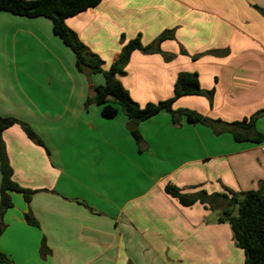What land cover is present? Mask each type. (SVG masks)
I'll list each match as a JSON object with an SVG mask.
<instances>
[{
    "label": "crops",
    "instance_id": "0c3cea01",
    "mask_svg": "<svg viewBox=\"0 0 264 264\" xmlns=\"http://www.w3.org/2000/svg\"><path fill=\"white\" fill-rule=\"evenodd\" d=\"M65 24L103 70L127 42L139 36L147 46L171 31L159 46L171 60L134 51L118 77L141 107L171 98L185 72L198 75L202 90L213 89L212 102L184 96L174 110L233 123L264 109V0H102ZM103 84L102 75L76 70L49 19L0 11V117L26 124L41 143L17 124L1 134L12 180L34 193L29 202L9 193L0 254L10 264H244L216 212L198 202L181 206L164 188L185 195L257 190L264 116L255 122L262 135L255 144L234 141L221 124L181 118L175 125L160 112L138 123L136 145L121 112L106 119L86 103ZM42 243L48 254L41 255Z\"/></svg>",
    "mask_w": 264,
    "mask_h": 264
},
{
    "label": "trees",
    "instance_id": "16d2710c",
    "mask_svg": "<svg viewBox=\"0 0 264 264\" xmlns=\"http://www.w3.org/2000/svg\"><path fill=\"white\" fill-rule=\"evenodd\" d=\"M101 1L0 0V11L30 19L38 17L49 19L52 22L54 35L74 55L76 70L86 75L100 74L104 79L102 86L93 88L92 94L87 98L86 103L99 106L102 117L106 119L114 118L121 112L128 120V130L136 145L141 143V136L137 129L138 123L148 120L160 112L168 113L175 125L179 123L181 118H184L189 124L207 126L221 124L223 130L228 131L236 142L261 143L262 135L256 132L255 122L259 117L264 116V109L257 111L249 118L233 123H222L204 118L198 113L187 109H173L174 102L184 96H202L211 104L214 91L213 89L209 91L202 90L196 73H179L173 86L171 98L157 103H147L143 107L136 104L124 89L118 77L125 74V67L134 51L143 54L157 53L162 55L166 61L171 60L172 55L161 52L159 46L163 41L172 39V33L171 31L163 32L147 46L141 44L139 36L136 37L124 44L118 59L111 64L108 70H103L102 61L96 55L90 53L65 24L66 19L97 6ZM121 43H123V37H121ZM16 124L20 125L28 139L36 144H41L26 124L13 118L0 117V233L4 228L2 222L4 213L12 207L9 193L21 194L25 202H29L31 195L34 193L20 187L12 180V169L1 140L2 132ZM164 192L176 199L181 206L190 207L198 202L207 209L216 212L217 223L229 225L235 246L242 250L244 254V264H264V182L259 184L257 190L242 193H233L226 190L222 194L208 195L206 192L200 191L193 195H185L172 185L166 186ZM25 220L29 225H36L30 214H25ZM40 253L41 255L49 253L44 243L41 244ZM0 262L10 264L1 254Z\"/></svg>",
    "mask_w": 264,
    "mask_h": 264
}]
</instances>
